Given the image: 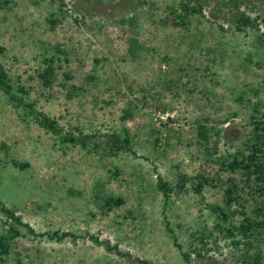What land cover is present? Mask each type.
<instances>
[{
	"label": "rangeland",
	"instance_id": "obj_1",
	"mask_svg": "<svg viewBox=\"0 0 264 264\" xmlns=\"http://www.w3.org/2000/svg\"><path fill=\"white\" fill-rule=\"evenodd\" d=\"M228 1L194 0L204 15L174 27L165 22L180 0H0V69L12 84L30 89L67 131L127 129L134 151L110 156L104 144H64L0 92V200L37 234L77 236L57 241L23 228L0 264H188L182 252L204 249L203 234L208 254L193 253L191 264H235L229 224L225 233L216 227L209 206H224L232 178L246 213L264 221L255 179L220 167L246 161L255 123L264 121V0ZM243 15L259 16L258 30L239 31ZM49 60L56 79L46 88L39 73ZM197 174L218 176V185L200 195L189 185L166 202L161 179L174 185ZM106 196L123 205L104 209ZM8 228L0 211V234ZM254 238L264 257V229Z\"/></svg>",
	"mask_w": 264,
	"mask_h": 264
},
{
	"label": "trees",
	"instance_id": "obj_2",
	"mask_svg": "<svg viewBox=\"0 0 264 264\" xmlns=\"http://www.w3.org/2000/svg\"><path fill=\"white\" fill-rule=\"evenodd\" d=\"M193 3L194 0H180L178 8L176 6L171 7L170 16H168V21L165 24H170L174 27H186L188 26L190 16H203L204 7L201 4L194 5ZM240 4L241 0L228 1V5H234L235 7H238ZM259 18L258 16L253 19L250 16L243 15L237 21V29L239 31H242L243 28L258 30ZM1 51L2 48L0 47ZM46 64V68L39 73V79L42 81L44 87L51 88L56 79V69L53 60L46 61ZM0 92L8 98L10 104L17 110L24 112L41 129L58 137L64 144H72L83 148H88L93 144L99 148L100 145L104 144L106 153L110 156H116L122 152L134 154L133 137L127 129H123L121 133L113 132L105 136L98 133L87 134L81 128H76L74 132L67 131L56 118L40 110L37 103L30 100V89L25 87L21 82L17 86H14L11 77L5 69H0ZM255 106L259 105L257 104ZM255 126V132L247 145L249 156L246 158V161L239 162L237 157L231 161L230 159H223L221 160L220 167L222 171L228 172H236L238 169H243L248 179H255L264 197V121L256 122ZM200 134L205 136L204 130L201 129ZM98 137H101L103 142H99L96 139ZM13 164L23 169L27 167L26 164H18L15 161H13ZM218 181V176L214 178L206 176L205 174H197L193 177L180 175L177 183L174 185L166 183L162 179L160 180V184L165 200L169 202L173 194L180 195L181 193L187 192L189 185H191L192 190L196 194L200 195L206 187L217 186ZM226 186L224 206H209V209L218 220L216 227L225 233V229L221 228L225 224L222 223L229 224L226 232L228 235L227 238L230 240V245L234 248L233 259H235V264H264V257H262L261 252L256 251L254 244V237L258 233V229H264V221L257 222L246 213L247 208L245 204L247 200L244 198L242 188L234 179L229 178ZM103 199L102 207L104 209L112 210L114 207L123 205L122 198L106 196ZM236 208L241 209L239 215L242 217V220L239 224L234 222V217L238 213V210L232 212ZM0 211L7 217L9 225L8 231L0 234V263L4 262L5 257L11 253V243L15 238L22 235L23 228L35 237L46 236L49 239L57 241H62L68 237H77L72 232L37 234L29 223L25 222L14 210L6 207L2 200H0ZM205 238H207L205 234L200 237V243L204 245V249L199 246H194L191 252H182L183 258L188 264L192 263L191 257L193 253L199 258L207 256L208 242L205 241ZM93 239L97 244L102 245L104 243L99 241L98 238ZM106 247L109 251H116V248L111 245H107ZM177 247L182 250L180 245H177ZM143 264L151 263L143 261Z\"/></svg>",
	"mask_w": 264,
	"mask_h": 264
}]
</instances>
